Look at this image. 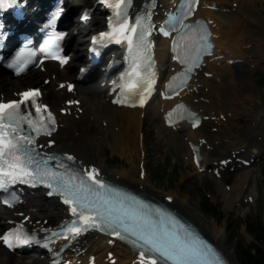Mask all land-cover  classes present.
Here are the masks:
<instances>
[{"label":"bare ground","instance_id":"obj_1","mask_svg":"<svg viewBox=\"0 0 264 264\" xmlns=\"http://www.w3.org/2000/svg\"><path fill=\"white\" fill-rule=\"evenodd\" d=\"M143 1V0H140ZM247 2H251V0H245ZM202 4L205 2H209L210 4L214 2V0H201ZM95 4V0H75L71 1L69 3V10L71 13L75 9H77L79 6H93ZM202 4L199 8L198 14L203 15L205 17L211 18L212 15L217 13L218 11H221L222 9L210 10L206 8V12H202L200 9L202 7ZM227 16L224 18H221V16H216L217 23H215L214 31L216 34L215 40L217 42V48L222 49V53L224 54L225 58H233L234 51L237 49V46L240 45L243 54L245 53L244 48L246 47L244 44L248 43L249 37L252 34L254 28L251 27V22H256L257 18L252 17L251 19H241V14L239 13L236 17V21H231L230 25L240 26V34L244 35V37H237L231 35V33L228 31V17L232 14L226 13ZM253 14V13H250ZM225 15V14H222ZM211 16V17H210ZM102 20V14L100 13L99 9L96 8L94 12V17L88 22H80L78 21L75 23L74 28L71 29L70 34L71 37L74 35V39L76 40L77 44L75 48V53L73 56L74 62H71L68 67H64L63 69H60L56 63L51 62L52 68L48 69L46 72H41L40 70L35 69L30 74L22 77H16L11 79H5L0 78V98L1 93L6 94H12L14 90H22L25 89L27 85H32V83H37V85H43L44 92L46 94V100L51 103L53 109L59 110L61 105H59L61 97H57V95L70 97V96H76L79 99L82 100V105L79 107L72 106L71 109L73 112H77V110L80 107H85V115H89L96 117L100 121H106L109 123V126L105 128V133L107 134L110 130H113L116 125L119 127H122L123 129L119 131L114 132L113 139L119 143L123 144L125 149L129 152L135 153L134 149H136L135 145L134 148L131 149V140H130V134H128V130H131L132 132H135L134 129V121L137 120L138 123H141V113H143V110H146V115L151 116V118H158L160 123H163L161 120V114L160 110L158 108H154L153 110L149 111V108H151V103L147 105L145 109H138V108H127V107H118L112 104L111 97H109L107 91L105 88L97 85V84H90V86H82L80 85L79 90L75 93H67L64 91L63 88H59V83H54L57 80H65V79H73L78 74L76 73V65L79 61L83 60L84 52L81 48V41H84V43H88V39L86 37H83L85 40L80 39V36L84 33H87L90 29H93L95 24L98 21ZM258 22V21H257ZM218 23H221V27H218ZM244 24H248L247 28H242ZM78 29L77 35H75L73 32L74 30ZM239 29V27L237 28ZM248 35V36H247ZM257 39V38H256ZM258 40V39H257ZM240 41H243L241 44ZM255 43H259L258 41H254ZM161 44L164 45V49L159 51V57H162L163 59L170 54H168V47L169 42L166 39H162ZM247 53V52H246ZM245 56V54H244ZM250 65V64H249ZM163 66V65H162ZM177 67L176 63H170L168 66V70H171L172 67ZM223 67H219L218 75L222 78L221 83L215 84V88L212 89V92L204 93V95L212 101V104L206 105V103L202 100L200 94L197 93H190V101L191 104L198 109L201 114L207 115L211 114L214 115L215 112H222L223 110H226L228 114V119L225 122V125L222 124L221 119H219V125H218V132H214L212 127L217 126V123L214 120L206 121L200 128L196 130H191L190 127L186 124L183 125L184 130V137L188 136V142L190 140L197 141V143H200L202 137L207 138L208 142L207 144H211L212 151H206L204 148V151L207 152L206 154L215 153L217 156H224L229 152L228 156H233L237 152L240 153V150L237 149L238 144L247 143V141L250 140V135L253 132H256L255 128V121L257 119V114H246L244 116H248V118H244L242 123L239 121V119H236L235 116L229 115L230 109L232 111H237V104L234 102L235 99L239 98V91L240 87L242 85H239L242 81L246 84V87H249L250 84L246 79L247 78L243 72H237L238 70L230 69L228 70L229 66L228 64H223ZM232 67H234L232 65ZM54 74H56L55 77ZM46 77H51V81L53 82H47L45 81ZM231 78L235 81L233 86H229L225 81ZM238 79V80H237ZM199 80H202L201 77L191 84L192 87L199 82ZM205 80V78H204ZM239 87V89H238ZM77 88V87H76ZM196 92V91H195ZM195 99H198V102H196ZM169 101H164L163 104H167ZM109 107V111H106V115H104L103 108ZM79 111V110H78ZM151 112H153L151 115ZM235 115V114H234ZM61 119V125L56 132V134L53 136L56 138V144L51 147V149L55 150H70L71 152H74L80 159L83 160L84 163L87 164H96L100 167V170L105 173L110 179L118 180L122 183L129 184L132 187H135L144 193L148 195H155V196H162L161 191H159L156 187H154L149 180L146 178H136L130 173L126 172L125 170L121 169H107L104 161L100 162H93L91 160V157L89 156L85 146L88 144L91 140V136L88 134V136L84 137L83 140L85 142L79 143L76 141L74 136L72 134L63 133V125L69 124L70 117L68 114H59ZM104 116V117H103ZM155 116V117H154ZM209 119H213L211 116ZM158 122V123H159ZM159 125V124H158ZM86 125L84 124L82 126V130L85 132ZM125 128V129H124ZM135 133L132 135L134 136ZM170 140L173 143H176V137L172 133H170ZM186 142V141H185ZM136 143V141H134ZM236 149L233 148L234 144H236ZM187 144V142H186ZM180 145L184 148V141L180 143ZM187 154L191 158H193V155L191 156L190 153H192L191 148L189 150V146L187 145ZM252 153H249V158ZM263 155V151L260 150L259 153L256 154V156ZM131 156H134L131 155ZM206 162V159L203 161ZM135 159H131V164L135 165ZM139 163V162H138ZM208 163L211 166L218 167L219 164L215 163L214 158L208 159ZM232 165L238 166V162L236 160L232 161L228 164V167H226L223 170V173L225 174V181L229 180L231 177L235 176L234 172H231L230 167ZM236 172V171H235ZM249 172L246 174H241L240 181L247 182ZM239 177V176H238ZM238 195L240 194L243 185L240 187ZM171 195L174 200L173 204L176 208H178L182 213H184L187 217L194 220L211 238H213L215 241H217L222 248H224L225 252L228 254L230 258L233 260V253L226 249L225 241H226V234L224 233V228L218 224V222H215L214 220H211L200 208L198 203L189 196L181 195V194H170L167 193L165 196ZM226 196L229 197V202H235L236 197L230 193H227ZM41 205L42 201L37 200L36 204L28 205L25 204L22 207V211H25V214H30V222L35 223L36 225L42 226H49L51 224H55L59 222L63 217H66V212L63 210L56 212V210L50 211L48 214H45L44 217H41ZM58 206V205H57ZM59 207V206H58ZM25 216V215H24ZM20 219L21 217L19 215H16V213H12V216L2 217V221L0 222V227L3 226L4 223L8 222L9 219ZM41 219V220H40ZM5 220V221H4ZM8 225V223L6 224ZM85 252L78 256V259L84 260L85 262H88L90 256L92 254H97V263L96 264H110V257L108 255L109 251H114L115 256L117 257V263L116 264H133V260L137 257V254L133 252L132 250H127L125 248H122L119 244H110L107 241L104 240V238L96 239L94 242H84L83 245ZM120 247V248H118ZM5 249L1 246L0 243V264H27L22 256L15 257L12 254H8L6 257ZM236 261V260H235ZM233 260L234 264H238ZM38 260H33L32 263L29 264H37ZM44 263H47L46 260H44Z\"/></svg>","mask_w":264,"mask_h":264},{"label":"rangeland","instance_id":"obj_2","mask_svg":"<svg viewBox=\"0 0 264 264\" xmlns=\"http://www.w3.org/2000/svg\"><path fill=\"white\" fill-rule=\"evenodd\" d=\"M251 2V7H248V3L247 7H245V3L243 4L244 8L241 14L244 18L248 17L251 19L254 17L258 21L251 22V27L254 28L253 35L254 38L258 39L259 43H255V39H253L247 44L249 58L253 62L250 67L254 68L255 64L257 67L254 71L246 67L237 68L238 72L242 71L249 78L246 80L250 86L246 87L243 81L239 84L244 85L240 87L239 98L234 101L237 104V111L234 112L230 109V114H235L237 118H240L241 123L244 118H248V116H244L246 114L255 112L260 115L259 120H257L256 131L263 134H261L263 139L260 141L251 138L249 146L252 147L258 144L263 148L264 80H261V73L264 74V0H251ZM247 26L248 24L246 28ZM229 86L233 85L229 84ZM86 123H88L87 133L92 138L85 148L94 161H104L108 168L125 170L138 178L137 164H131V159L134 158L136 162L140 152L136 151L133 157L130 156V153L128 156V151L117 150L112 140V135H109L108 139L103 141L101 125L97 119L84 117L71 120V124L66 126L64 130L75 135L76 139L83 143L82 135L78 132L82 133L81 127ZM156 123H158V120L151 118V116L145 118L147 174L150 182L160 190L192 197L198 203L199 208L211 220L218 222L224 228V233L226 234L225 246L227 250L233 253V260H236L235 262L238 264H247L242 252L251 243L255 242L253 235L246 229L247 224H252L258 219H263L264 221V158L251 168L244 169H252L249 189L256 188L254 194L256 199L253 202H246V198L241 197V205L237 207V203L231 208L228 207L226 197L222 195V189L218 188L214 177L197 173L190 161L183 156L185 150L180 145L182 137L175 133L176 143H173L170 140L171 132L166 128L157 127ZM113 156L118 158H114L113 161L111 159ZM249 189L248 191H250ZM239 209L243 210L242 214ZM258 245L263 248L264 241H260ZM27 257L25 258L29 260ZM27 260L26 262H28Z\"/></svg>","mask_w":264,"mask_h":264},{"label":"snow or ice","instance_id":"obj_3","mask_svg":"<svg viewBox=\"0 0 264 264\" xmlns=\"http://www.w3.org/2000/svg\"><path fill=\"white\" fill-rule=\"evenodd\" d=\"M132 31H135V28H133ZM38 95L39 92L35 90L22 94L24 101H27ZM19 109L20 103L18 102L0 103V174L4 176H11L13 178H19L21 175H30V173L26 171V167H22L20 164L10 163V160L17 158L18 153L28 151L25 148V145L22 144L20 139H18L15 135L17 129H12L11 133L5 131L7 126L5 121L7 124L16 122L19 116ZM39 110L40 109L38 107L37 111ZM48 119L51 121V123H55L51 113H48ZM36 130L38 132L40 131V129ZM44 130L47 132V134H50V130L47 129V126H44ZM25 143L32 144L33 141L25 138ZM30 159V156H26L22 162L23 165L27 166ZM69 159H71V157H69ZM17 168L20 170L18 172L14 171ZM52 179L60 181L68 194L75 198V193L72 191L71 185L68 182H65L62 177H58L55 173H53ZM48 186L51 187L52 185L49 184ZM65 202L72 203L73 200L66 199ZM73 211L75 212L76 209L73 208ZM132 234L136 235L135 232ZM138 238L144 244L148 245L152 252L157 253L164 260L172 261L173 264H193V261L202 255L198 248L186 242L180 241L177 237L169 238L157 235L156 233H147L139 235ZM3 239L6 242L8 241L7 236H5ZM9 246L11 247V245ZM151 264H156V260L152 259Z\"/></svg>","mask_w":264,"mask_h":264},{"label":"trees","instance_id":"obj_4","mask_svg":"<svg viewBox=\"0 0 264 264\" xmlns=\"http://www.w3.org/2000/svg\"><path fill=\"white\" fill-rule=\"evenodd\" d=\"M250 231L258 239H262L264 236V225L259 221L255 227H250ZM246 253L249 264H264V249L257 247V255L253 254L249 249Z\"/></svg>","mask_w":264,"mask_h":264}]
</instances>
